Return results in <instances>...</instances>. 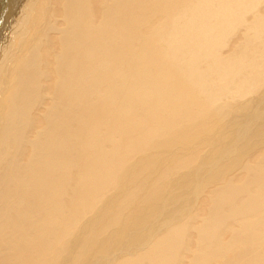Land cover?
<instances>
[{
	"label": "bare ground",
	"instance_id": "6f19581e",
	"mask_svg": "<svg viewBox=\"0 0 264 264\" xmlns=\"http://www.w3.org/2000/svg\"><path fill=\"white\" fill-rule=\"evenodd\" d=\"M0 264H264V0H0Z\"/></svg>",
	"mask_w": 264,
	"mask_h": 264
},
{
	"label": "rangeland",
	"instance_id": "374dc122",
	"mask_svg": "<svg viewBox=\"0 0 264 264\" xmlns=\"http://www.w3.org/2000/svg\"><path fill=\"white\" fill-rule=\"evenodd\" d=\"M2 4V3H1Z\"/></svg>",
	"mask_w": 264,
	"mask_h": 264
}]
</instances>
